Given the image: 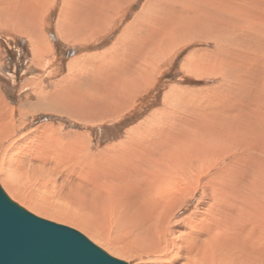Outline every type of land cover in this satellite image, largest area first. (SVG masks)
I'll return each instance as SVG.
<instances>
[{
  "label": "bare ground",
  "instance_id": "bare-ground-1",
  "mask_svg": "<svg viewBox=\"0 0 264 264\" xmlns=\"http://www.w3.org/2000/svg\"><path fill=\"white\" fill-rule=\"evenodd\" d=\"M25 1L29 2V0ZM25 1L0 0V13L3 14L5 11L15 17L18 10L24 7L25 15L18 13L19 18H23L28 13L25 12ZM253 1L258 3L256 6L261 7L262 12L258 11L255 16L252 15L248 19L243 9L241 19L234 18L230 20L229 25L226 24L228 27L225 26V30L221 28L227 36L224 33L222 35L234 41L232 54L227 56L229 68L224 72L227 76L233 72L238 81L234 83L229 78L228 84L237 94L238 86H245L243 94L247 99L236 100L230 92L225 96L230 102L233 100L234 105L233 101L228 102L232 105L228 111L220 108L224 111L222 110L221 115L219 111L217 114L219 116L215 115L217 118L212 114V117L204 116L198 119L196 108L193 109L196 114L194 117L179 118L178 116L177 118L175 114L174 118L177 120L180 133L193 132L192 129L201 119L206 120L203 122L204 125L219 121L221 126L224 127L225 124L226 131L231 129L233 138L235 136L236 139H241V145L233 149L227 147L221 149L220 146H216L219 142L216 141L217 144L207 146L203 144L200 148H197V143L188 144L185 148L178 143L180 146L175 148L176 142L172 145H169V142L173 141V137L179 140L178 134L173 135L176 122H169L166 123L169 127L168 132L154 131L156 138L147 135V131L134 132L133 137L125 134L130 140L131 137L134 138L137 143L107 146L91 158L89 144L85 145L86 142L83 144L77 132L62 133L61 130L58 132L57 128L53 130L51 126H45L41 128L45 130L44 136H42L43 131L35 134L36 149L31 150L27 144H24L30 136L23 137V143L22 140L13 143L11 136L16 127L12 125L9 130L7 116L2 115L3 110L0 105V182L7 192L38 215L77 227L112 254L132 260L134 264H149L143 259L146 256H151V260L157 258L158 261L155 260L157 264H264V0ZM34 2L40 3L32 0L29 4L32 6ZM51 2L53 0H44L43 11L39 10L40 5L36 4L37 7L34 9L37 10V14L33 13L35 14L33 22L45 20ZM61 2V14L57 18L59 20H56L61 23L58 25V31L61 35L64 34L62 36L66 42L75 44L78 38L76 32L72 30L74 20L79 17L89 18L93 10L95 14L92 22L101 15L114 13L119 0H62ZM241 2L238 5L243 3ZM181 12L177 16L174 15V18H169V21L164 18L165 26L154 27L153 30L151 28L156 18L153 13H150V16L149 14L142 16L136 27L131 24L133 31H128L124 42L125 51L121 55L118 53L120 58L118 71L113 73L112 77L109 76L118 87L122 85L120 91L137 81L135 80L137 78L141 87L133 90L140 91L152 83L154 72L151 71L157 63L156 59L160 60L161 54L166 59L179 46L177 44L174 48L172 46L174 41L170 40L174 36L175 31L172 30L175 27L179 26L184 32L188 29L198 32L199 30L193 26L195 23L214 21L212 15L205 16L208 21H198L195 20L199 16L196 11L190 15ZM243 20H248V24L244 25ZM224 23L226 20L223 25ZM217 25L216 27L212 25L205 33L208 39L217 41L221 39V36L219 37L221 32H218L220 27L218 28ZM47 27L41 22L37 29L34 31L31 29L34 37L29 36L30 42L34 43L30 46L36 47L34 53L36 56L45 55L50 51L46 37ZM171 31L174 32L173 35ZM245 35L250 44L244 48L242 43L244 44ZM162 39L163 45H158V40L160 42ZM246 41L247 39L245 43ZM75 61L69 60L72 64H75ZM140 61L142 62L139 68H135ZM81 64L87 67L86 64ZM196 65L194 68L198 69L199 66ZM202 65L207 66L205 70L207 69L209 73L210 71L213 74L223 73V70L221 68L217 70L214 64ZM77 69L86 71L80 64ZM245 71L253 73L254 76L239 80V77L244 76L241 73ZM101 76L104 77L102 73ZM116 76L118 77L115 78ZM251 83L250 90H253V95L248 93V85ZM54 92L58 90L55 89ZM82 96L81 94H78L77 98L73 96L75 98H70V103L63 101L61 97L60 100L53 101L55 106L42 104L38 102L39 98L37 102L38 105L42 104L40 107L42 111L51 113L56 110L53 107L59 108L60 104L66 102L67 104L63 106L70 107L73 117L87 119L91 125L98 120L102 121L103 116L94 113L98 112L97 110H93L88 115L84 114L90 111L82 108L84 107ZM91 96V92L86 94V97ZM219 98L214 101L221 102ZM72 99L75 101L71 102ZM141 125L136 126L132 131L140 128ZM139 136L150 141L141 142ZM226 153H229V157H225ZM50 159L53 160L51 163H49ZM6 166L9 168L8 173L5 171ZM14 174L19 178L25 177L24 179L33 176L42 177L45 184L56 189L60 199L57 201V206L36 198L34 193L27 192L23 181L16 184ZM58 176L62 179L59 180ZM53 179L59 180V190L53 184ZM200 188L202 189L200 197L189 214L176 220L185 200L194 199Z\"/></svg>",
  "mask_w": 264,
  "mask_h": 264
},
{
  "label": "rangeland",
  "instance_id": "rangeland-1",
  "mask_svg": "<svg viewBox=\"0 0 264 264\" xmlns=\"http://www.w3.org/2000/svg\"><path fill=\"white\" fill-rule=\"evenodd\" d=\"M36 1H39L40 3L38 4L37 2H34L32 6L30 5L32 0H29V2L25 1V12L28 13L23 18H19L20 15L18 14L21 13L22 15H25L24 7L21 6L20 10L22 11L18 10L17 16L15 17L5 11L3 14L0 13V105L3 110L2 115L5 114L7 116L6 122L9 123V130L12 125L16 127L11 136V140H14V144H16L18 140L21 141L23 137L26 138L30 136V139L26 140L24 144H27L31 150H34L36 149V144L34 142L35 134L43 131L42 136H44L45 130L41 128L51 126L53 130L57 128V130L59 129L58 132L61 130L62 133L77 132L80 141L83 144L86 142L85 145L89 144L91 158L92 155L100 153L106 149L107 146L115 144L119 146V144L122 145L123 143L127 145L128 143H137L135 139L132 138L134 132L137 133L139 131L145 133L147 131V135L150 134L149 136L156 138L154 131L157 132L158 130L163 133L168 132L167 130L169 127L166 126V123L176 122L173 129V135L178 134L179 140H175L176 138L173 137V141L169 142V145L176 142L177 145L175 148L180 145H183L185 148L188 144L193 145V143H197V148H200L203 144V146H207L208 144H217L218 141V144L215 145L220 146L219 148L221 149H226V147L233 149L236 148L237 145H241V139H236L235 136L233 138L234 134L230 132L231 129L230 131H226L227 127L225 128V124L223 127L219 124V121L215 123L218 124L217 126L214 123L204 125L203 122L206 120L201 119L192 129L193 132L190 131L184 133L183 131V133H180L178 131L177 120L174 118L175 114H177V118L178 116L179 118L184 116L194 117L196 114V118L198 119L204 116L209 118V116L212 117L213 115L218 117L219 115L217 114L219 111V114L221 115V112L224 110L228 111L232 106L230 103L233 100L230 102L226 98V94H229L230 92L232 96L236 97L234 98L236 100L239 98L243 100L247 99L245 94H243L245 86H238L239 89L237 94L235 89L228 84L229 78L232 79L234 83H236V80L238 81L233 72L228 76L224 72L229 68L227 56L228 54H232L234 41H230L228 37H226V32L221 28H224L225 30L226 24L229 25L230 20H234V18L241 19L243 17V9L246 12L248 19H250L252 15L255 16L258 11L262 12V8H258V5L256 6V4H258L256 1L242 0L243 4L241 0H119L115 12L110 13L107 16L101 15V17L104 18L101 26L94 28L95 21L91 22L89 27H93V32L88 31L86 34H82L81 31L79 34L82 35L78 36V41L75 44L66 42L63 37L64 34L62 33V36L60 31H58V25L61 23H58L56 20H59L57 18L59 14H61L60 9L62 0H53V2L49 3L51 6L48 9L49 11L45 16V20L42 21L40 19L39 22L35 23L33 22V19L35 18V14L33 13H36L37 10L35 11L34 7L40 5L39 10H44V4H42L44 0ZM41 1L43 2L41 3ZM239 2L243 5H238ZM79 3H82V1H79ZM175 9L176 12L174 14ZM178 9L179 12H177ZM195 11L197 12V15H199L195 20L208 21L205 16L209 17V15H212L214 16L215 22L210 20V22L212 21L211 23L209 21H204L199 24L195 23L193 26L199 30L198 32L189 29L184 32L179 26L175 27L172 31H175L176 34L171 31V34L173 35L174 33V36L172 37L171 35L172 39L170 40L174 41L172 45L174 48L177 47V44L179 46L174 49L166 59H164L165 56L162 54L160 55V60L156 59L157 63L151 71L154 72L152 83L148 87L136 91L133 89L141 87V85H138V81L140 80L137 78L135 79L137 81L133 80L135 82L129 84L123 91H120L119 89H122L120 88L122 85L118 87L109 76L118 71L119 62L116 60V56L118 53L120 55L123 53V46L117 43L119 37L128 35L127 26L134 24V27H136L142 16L146 14H149L150 16V13H153L154 16H156L153 21L155 24L152 25L151 28V30H153L165 26V23H163V21H165L164 18H166V21H169V18H174L180 12L183 14L188 13V15H190ZM234 12L238 13L236 14ZM94 14L93 10V12L90 13L89 18H92L93 20ZM137 15L141 16L138 17ZM200 16H203L204 19L202 17L200 18ZM225 20L226 23L223 25ZM41 22H44V25L48 26V29H46V37L47 42H49L48 45L50 46V51L45 53V55L43 54L40 56L39 54L36 56L34 54L36 47L30 46L34 42H30L31 40L29 36L34 37L33 31L37 29ZM242 23L244 25L248 24V20H243ZM210 24L214 27H216L215 25L217 24L219 25H217L218 28L220 27V29H218L219 31H217L219 33L221 32L219 35V37L221 36V39L219 41L208 39V35L205 34L212 27ZM76 26L78 27V24L75 22V27ZM63 27L64 26H62V28ZM140 27H143L142 24H140ZM129 28L131 29V27ZM31 29H33V31H31ZM222 33L226 36L224 34L222 35ZM38 36V32H36V37ZM223 36L224 38H222ZM246 39L247 41L245 43ZM226 40L227 42H225ZM176 41H178V43ZM45 44L46 43L44 42V45ZM159 44L163 45V39L160 42L158 40V45ZM249 44L250 42L245 35L244 44L242 43V46L245 48V46L248 47ZM158 48L160 49V47ZM71 59L76 60V63L72 64L69 62ZM142 61L138 62L135 65V68H139ZM81 63L86 64L87 67L83 66ZM79 64L84 67L86 71H84V69H77L79 68ZM195 64H197L196 66H199L198 69L194 68ZM202 64H214L215 68L217 70L221 68L223 73L213 74L211 73L212 71L209 73L207 69L205 70L207 66ZM101 73L104 77L101 76ZM241 74L244 76L241 78L239 77V80L243 78L247 79L252 75L254 76L253 73L247 71L242 72ZM117 77L118 76L115 78ZM252 83L248 85L249 90L252 88ZM60 88H62V90ZM55 89H57L58 92H54ZM249 90L248 93L253 95V90ZM88 92H91V97H86ZM232 92H235L236 94H233ZM78 94L83 95L82 103H84V107L82 108H84L85 111H90L85 112L84 114L88 115L93 112V110H97L98 112L94 113H100L104 118L102 121L98 120L91 125L87 119L73 117L71 110L69 109L70 107L63 106V104L68 103L70 98H75ZM70 95L71 97H69ZM61 97L63 98L62 100L67 103L63 102L60 104L59 108L57 107L58 109L53 107L54 110L56 109L55 112H44L40 109L44 103L49 104L50 106H55V100H60ZM38 98L40 100H38ZM42 98L45 99L43 100ZM218 98L221 102H218V100L214 101ZM37 100L42 104L39 103L38 105ZM74 101L75 100L73 99L71 100V102ZM232 104L234 105V101ZM194 108H196V114L193 112ZM220 108H223L224 110ZM57 112L61 113L59 114ZM140 124H142L140 128L138 127L135 131H132L133 128ZM208 126L211 128H208ZM125 134H129V136L132 135L131 140L128 136L126 137ZM122 139L127 140L124 142ZM145 140L147 142L150 141V139L139 138V141L141 142H144ZM220 141H222V143H220ZM228 141L230 142L229 144ZM178 143H180V145ZM174 152H176V150H174ZM70 155L71 153L68 154V156ZM228 155L229 153H226L225 157H229ZM26 159L29 158L26 157ZM90 160L91 159H89V161ZM52 161L53 160L50 159L49 163ZM5 171L8 173V166L5 167ZM14 177L16 179V184H20V181L24 182V188L27 192L31 194L34 193L36 198L57 206V201L60 199L58 198L56 189H53L49 184H45L42 177L33 176L30 179H24L25 177L19 178L17 174H14ZM58 179L61 180L62 178L58 176ZM59 180L55 181L53 179V184L58 190L60 184ZM0 187L12 201L35 216L70 227L84 235L89 241L98 246L108 255L122 260L127 264H134L132 260H126L112 254L77 227L40 216L31 211L11 197L1 182ZM201 192L202 189L200 188L194 199L189 201L185 200L184 205H182L183 208H181L182 211L176 217V220H180L189 214L190 210L197 203ZM150 257L151 256H146L143 257V259L148 261L149 264H157L156 261H158V259L154 258L151 260Z\"/></svg>",
  "mask_w": 264,
  "mask_h": 264
},
{
  "label": "water",
  "instance_id": "water-1",
  "mask_svg": "<svg viewBox=\"0 0 264 264\" xmlns=\"http://www.w3.org/2000/svg\"><path fill=\"white\" fill-rule=\"evenodd\" d=\"M0 264H127L78 231L42 219L0 188Z\"/></svg>",
  "mask_w": 264,
  "mask_h": 264
},
{
  "label": "crops",
  "instance_id": "crops-1",
  "mask_svg": "<svg viewBox=\"0 0 264 264\" xmlns=\"http://www.w3.org/2000/svg\"><path fill=\"white\" fill-rule=\"evenodd\" d=\"M83 18V19H82ZM103 20H104V18L103 17H98L96 20H95V22H94V28L95 27H98V26H101V24L103 23ZM105 20H106V18H105ZM75 22L78 24V27L76 26L75 27ZM91 22H92V18H84V17H79V18H77V19H75L74 20V23H73V27H72V30H73V32H76V36H77V38H78V36H80V35H82V34H86L88 31H90V32H93V27H89L90 26V24H91ZM130 27V25L129 26H127V28H128V31L129 30H131V31H133V28H129ZM82 31V34H79L80 32ZM126 37L127 36H121V37H119V41H118V43L117 44H119V45H122L123 46V52L125 51V45H124V42H125V39H126ZM120 58L118 57V55L116 56V60L118 61Z\"/></svg>",
  "mask_w": 264,
  "mask_h": 264
}]
</instances>
